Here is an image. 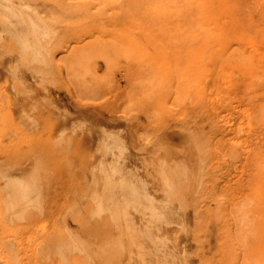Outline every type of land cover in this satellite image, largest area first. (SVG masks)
I'll use <instances>...</instances> for the list:
<instances>
[{
  "label": "rangeland",
  "instance_id": "obj_1",
  "mask_svg": "<svg viewBox=\"0 0 264 264\" xmlns=\"http://www.w3.org/2000/svg\"><path fill=\"white\" fill-rule=\"evenodd\" d=\"M168 1L0 0V264H264V0Z\"/></svg>",
  "mask_w": 264,
  "mask_h": 264
},
{
  "label": "bare ground",
  "instance_id": "obj_2",
  "mask_svg": "<svg viewBox=\"0 0 264 264\" xmlns=\"http://www.w3.org/2000/svg\"><path fill=\"white\" fill-rule=\"evenodd\" d=\"M104 1H105V0H104ZM171 1H172V0H171ZM171 1H170V2H171ZM135 2H136V1H135ZM170 2L168 1V3H170ZM182 2H183V0H182ZM182 2H181V3H182ZM185 2H186V1H185ZM168 3H167V6H168ZM172 3H173V2H172ZM172 3H170V4L172 5ZM177 3H178V1H177ZM186 3H187V2H186ZM129 4H130V3H129ZM133 4H134V3H133ZM130 5H131V4H130ZM178 5H181V4H178ZM184 5H185V4H184ZM182 6H183V4H182ZM188 7H189V6H188ZM130 8H131V7H130ZM133 8H134V7H133ZM137 8H138V7H137ZM137 8H136V9H137ZM174 8H176V7L174 6ZM178 8H179V7H178ZM178 8H177V10H178ZM183 8H184V6H183ZM171 9H172V8H171ZM181 9H182V8H181ZM181 9H180V10H181ZM184 9H185V8H184ZM184 9H182L181 13L185 12ZM191 9H192V8H191ZM177 10H176V11H177ZM191 11H192V10H191ZM178 13H179V12H178ZM178 13H177V14H178ZM185 13H186V15H187V10H186ZM170 14H171V13H170ZM179 14H180V13H179ZM171 15H172V14H171ZM186 15H185V16H186ZM172 16H173V15H172ZM181 18H182V17H181ZM187 18H188V17H187ZM187 18H186V19H187ZM184 19H185V18H184ZM190 19H191V18H190ZM174 20H175V18H174ZM187 21H188V20H187ZM189 21H190V20H189ZM191 21H192V19H191ZM181 22H182V20L180 21V23H181ZM185 22H186V20H185ZM185 22H184V23H185ZM187 24H188V22H187ZM191 24H192V22H191ZM180 25H181V24H180ZM182 25H183V23H182ZM193 25H194V24H193ZM193 25H192V26H193ZM187 26L190 28L189 25H187ZM181 27H182V26H181ZM193 27H194V26H193ZM197 27H198V26H197ZM186 29H187V28H186ZM194 29H195V27H194ZM197 29H199V28H197ZM187 30H188V29H187ZM192 30H193V29H192ZM0 31H1V30H0ZM6 32H7V31H6ZM192 36H193V35H192ZM190 37H191V35H190ZM196 37H197V36H196ZM196 37H195V38H196ZM135 45H136V44H135ZM138 51H139V50H138ZM183 53H184V52H183ZM105 145H106V144H105ZM109 148H110V147H109ZM111 149H112V148H111ZM111 149H110V150H111ZM114 155H115V154H114ZM100 162H101V161H100ZM98 163H99V162H98ZM106 165H107V164H106ZM109 165H110V163H109ZM102 167H103V166H102ZM98 168H99V167H98ZM166 168H167V167H166ZM111 170H112V169H111ZM106 171H107V170H106ZM183 172H184V171H183ZM100 173H101V172H100ZM107 173H108V172H107ZM115 173H116V172H115ZM119 173H120V172H119ZM185 175H186V174H185ZM101 178H102V177H101ZM165 180H166V179H165ZM93 181H95V180H93ZM112 181H113V179H112ZM97 182H98V180H97ZM169 182H170V181H169ZM169 182H167V180H166V183H167V184H168ZM171 182H172V181H171ZM147 184H148V183H147ZM167 184H166V186H167ZM171 184H172V183H171ZM122 185H123V184H122ZM138 185H139V184H138ZM114 186H115V185H114ZM169 186H170V185H169ZM173 187H174V186H173ZM165 189H166V188H165ZM140 190H141V189H140ZM103 191H104V190H103ZM106 191H107V190H106ZM109 193H110V192H109ZM136 193H137V192H136ZM136 193H135V195H136ZM103 194H104V192H103ZM115 194H116V193H115ZM100 195H102V194H100ZM106 195H107V194H106ZM102 196H103V195H102ZM108 196H109V195H108ZM91 197H93V196H91ZM100 197H101V196H100ZM115 198H116V197H115ZM167 198H169V196H168ZM105 199H106V198H105ZM138 199H139V198H138ZM101 200H102V199H101ZM112 200H113V199H112ZM114 200H115V199H114ZM125 200H126V199H125ZM115 201H116V200H115ZM155 201H156V200H155ZM105 202H106V201H105ZM163 203H164V202H163ZM167 204H168V203H167ZM104 205H105V204H104ZM168 205H169V204H168ZM105 206H106V205H105ZM106 207H107V206H106ZM106 207H105V208H106ZM108 207H109V206H108ZM102 208H103V207H102ZM161 208H162V207H161ZM103 209H104V208H103ZM117 210H118V209H117ZM114 211H116V209H115ZM162 211H163V210H162ZM102 212H104V211L102 210ZM141 212H142V211H141ZM142 213H143V212H142ZM97 214H98V213H97ZM113 214H114V213H113ZM123 214H124V213H123ZM127 215H128V214H127ZM116 216H117V214H116ZM124 216H125V215H124ZM111 217H112V216H111ZM128 217L130 218V216H128ZM150 217H151V216H150ZM160 217H161V216H160ZM117 218H118V217H117ZM151 218H152V217H151ZM154 218H155V217H154ZM114 219H115V218H114ZM120 219H121V216H120ZM124 219H125V218H124ZM162 219H163V218H162ZM169 219H170V218H169ZM118 220H119V219H118ZM125 220H126V219H125ZM125 220H124V221H125ZM114 221H116V220H114ZM120 221H121V220H120ZM126 221H127V220H126ZM150 222H151V221H150ZM128 223H129V225H130V222H128ZM134 223H135V222H134ZM118 224H119V222H118ZM120 224H121V223H120ZM125 224H126V223H125ZM122 226H123V225H122ZM115 227H116V226H115ZM117 227H118V226H117ZM119 228H120V227H119ZM122 228H123V227H122ZM126 230H127V229H126ZM129 230H130V229H129ZM134 232H135V231H134ZM126 234H127V233H126ZM129 235H131V234L129 233Z\"/></svg>",
  "mask_w": 264,
  "mask_h": 264
}]
</instances>
